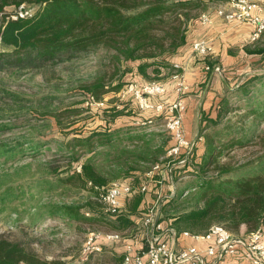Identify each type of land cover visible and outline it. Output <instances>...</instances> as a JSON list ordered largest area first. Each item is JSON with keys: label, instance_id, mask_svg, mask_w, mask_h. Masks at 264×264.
Here are the masks:
<instances>
[{"label": "trees", "instance_id": "16d2710c", "mask_svg": "<svg viewBox=\"0 0 264 264\" xmlns=\"http://www.w3.org/2000/svg\"><path fill=\"white\" fill-rule=\"evenodd\" d=\"M208 1L212 0H0V45L11 48L9 52L0 51L1 66L39 67L60 59L64 52L72 54L102 47L110 51L112 77L119 74L114 82L112 77L106 80L105 75H101L80 85L79 92L87 104L69 106L66 110V116L73 117L64 124L68 127L64 135L70 137L65 142L68 155L63 159L67 167L65 175L57 180L65 187L83 189L88 195L81 203L55 204L49 214L89 225L105 223L109 231L121 234L134 231V218L141 219L156 203L158 221L177 236L185 231L203 234L213 225H221L232 234H238L244 227V235L258 228L264 229V168L238 173L229 160L230 152L236 147H245L252 142L253 135L245 137V122L264 115V93L255 98L248 86L259 79L256 75L240 86L242 96L237 97L242 99L244 96L245 107L231 101L223 91L209 110L201 111L198 136L186 163L173 170L175 180L182 174L192 179L184 188L185 195L181 192L168 197L170 193L167 192L159 199L160 184L165 180L158 182L161 179L158 174L153 175L145 191L134 189L146 181L144 174L153 164L171 158L165 155L175 141L166 130L161 135L155 130H144L139 126L143 124L134 122L141 119L140 114L149 111L155 115L148 120L156 123L162 120L165 111L140 110L131 94H125L123 98L114 95L127 83L162 82L166 76L170 78L173 73L181 72L173 67V58L186 46L188 27L198 23L199 14L205 10ZM25 3L37 5L30 16L14 19L10 13H5L6 6L16 8ZM263 36L264 31L257 40L245 45L244 51L264 55V46L259 43ZM202 61L210 68L205 71L208 74L219 65L209 54ZM126 74L131 75L130 80H122ZM137 77L138 81L135 80ZM109 92L114 95L105 101ZM91 98L101 105H91ZM159 100L158 96L149 97L152 104L161 102ZM93 108L95 115L90 112ZM231 115L234 116L229 118ZM123 118L129 122L125 123ZM89 119L97 122L94 127L86 123ZM55 121L61 123L59 116ZM120 122L124 123L119 126ZM261 143L263 146V138ZM24 144L28 145V142ZM22 145L15 142L0 156L11 157L24 149ZM105 147L108 150L101 152ZM183 156V152L179 153L178 159ZM113 181L130 184L133 190L110 220L106 217L111 214L99 200V193ZM4 192L6 195L2 200L22 196L9 187ZM146 194L150 195L148 201ZM85 213L91 216L86 217ZM93 255L89 254L84 264ZM122 256L114 255L106 263L120 264ZM0 264L51 263L39 258L31 247L0 236Z\"/></svg>", "mask_w": 264, "mask_h": 264}, {"label": "rangeland", "instance_id": "374dc122", "mask_svg": "<svg viewBox=\"0 0 264 264\" xmlns=\"http://www.w3.org/2000/svg\"><path fill=\"white\" fill-rule=\"evenodd\" d=\"M24 5L32 11L37 8L35 4L25 3ZM220 5L221 2L216 0L206 3L205 12H209L212 20L213 17H217L212 15L213 10ZM14 9L15 6L9 5L4 10L5 13L12 14ZM259 43L264 46V36ZM3 50L9 52L11 48L0 45V51ZM188 50L184 59L177 63L184 65L191 58L198 60L200 56L192 54L190 47ZM218 66L220 71L216 73L226 84L223 91H226L231 101L240 103L241 107H245L247 101L244 96L242 99L237 96H242L240 86L247 78L253 75L259 76V79H255L248 85L251 96L256 98L260 93H264V55L240 57L235 63L224 67L220 64ZM112 73L113 64L110 62V51L102 47L93 51L82 50L72 54L64 52L60 59L46 62L39 67L13 65L6 68L0 65V154L15 142H21L24 148L11 157L0 156V236L31 247L39 258L51 264H84V260H81V253L86 233L109 231L105 223L89 225L48 212L55 204L71 201L81 203L88 195L83 189L73 186L65 187L57 180V177L65 175L67 167L63 159L68 155L65 142L70 137L64 135V132L68 130L67 125L64 124L73 117L66 116V110L69 106L79 107L87 104L79 92L80 85L91 82L101 75H105L106 80H109ZM118 76L119 74H115L112 82ZM130 76L126 74L122 80H130ZM135 80L138 81V77ZM162 82L167 86V90L159 101L168 102L175 95L172 82L167 76ZM185 94L186 92L182 95ZM113 95V92H109L104 100L106 101L109 96ZM119 95L121 96V92L114 96ZM79 101L83 103L78 104ZM92 105L97 106L101 103ZM238 111L242 113V110ZM90 112L96 114L94 108ZM154 115L153 112H144L140 114L141 119H135L134 122L143 124L139 126L144 130H155L164 135L162 120L156 123L148 122V119L153 118ZM58 116L61 121L59 124L55 121ZM122 121L129 122L126 118ZM233 122L235 123L234 120ZM86 123L94 127L97 122L89 119ZM123 123L120 122L118 125L121 126ZM244 130L246 138L253 135L252 142L245 147H236L230 152L229 158L231 165L234 169L237 168L238 173H250L264 168V145L262 146L263 143H261L262 138L264 139V115L253 120L248 119L244 124ZM24 142H28V145ZM105 150L107 151L108 148L101 149V152ZM167 155L169 154L166 152L165 156ZM35 158L37 160H34ZM189 180H192L191 177L182 174L180 178L170 180L171 183L163 181L160 184L162 191L157 194L158 198L166 196L167 194L164 193L167 192L173 195L181 192L183 194ZM8 187L22 196L19 198L10 196L2 200V196L6 195L4 190ZM85 216L90 217L91 215L85 213ZM106 218L112 220L113 216ZM134 220L137 221L136 229L122 232L123 240H128L135 234L143 235L142 220L135 218ZM234 235H241L240 231ZM122 241L102 243V250L93 255L87 264H100L101 262L110 264L106 263L107 259L122 254Z\"/></svg>", "mask_w": 264, "mask_h": 264}, {"label": "built area", "instance_id": "2783aa9c", "mask_svg": "<svg viewBox=\"0 0 264 264\" xmlns=\"http://www.w3.org/2000/svg\"><path fill=\"white\" fill-rule=\"evenodd\" d=\"M221 5L213 10V14L219 17L226 24L235 25L240 23H250L253 30L250 35V42L257 40L264 31V14L262 7L256 0H216ZM32 10L24 4H20L10 14L12 18H24L32 14ZM199 22L203 25L211 24L212 17L208 12L199 14ZM191 53L200 57L210 54L212 47L208 40L197 39L190 45ZM174 68L181 69L170 76L175 98L168 102H158L152 104L150 96L161 97L166 93L167 86L161 81H150L137 84L130 82L121 90V96L131 94L137 102L139 109H154L156 112L165 111L162 118L163 128L170 132L174 145L167 150L166 157H171L167 161L160 160L152 165L144 176L147 181L140 183L135 190L145 191L147 184L154 174L161 176L158 182L173 179V170L186 163L189 151L195 140L188 139L182 125V115L186 105L181 95L189 90L184 79V65L174 62ZM204 71L210 68L203 64ZM216 65L211 72H219ZM91 98L90 104H99ZM151 122V121H148ZM184 156L178 159L179 153ZM77 170L80 166L77 165ZM133 188L130 184L120 181L111 182L99 193V200L104 205L106 212L114 214L121 206L126 196L130 195ZM173 194L170 193L168 197ZM185 195V192L182 194ZM157 204L152 207L141 218L143 235H134L131 242L124 243V251L120 264H220L230 260L238 261L236 264H264V229L258 228L246 235H234L221 225H213L206 233L191 234L182 232L179 236L166 226L162 221H158ZM141 237V238H140ZM183 239H190L191 242L182 244ZM121 234L116 231H89L83 241L81 260H85L89 254H96L102 250V243L120 242ZM181 242V243H180ZM139 244L138 248L135 244ZM141 243V244H140ZM204 244L203 247L199 244ZM230 261V262H231Z\"/></svg>", "mask_w": 264, "mask_h": 264}, {"label": "crops", "instance_id": "0c3cea01", "mask_svg": "<svg viewBox=\"0 0 264 264\" xmlns=\"http://www.w3.org/2000/svg\"><path fill=\"white\" fill-rule=\"evenodd\" d=\"M256 1L261 5L264 14V0ZM203 12H205V10ZM252 30L253 26L250 23L230 25L226 24L218 17H213L211 24L208 25H203L198 21V23H193L188 27L186 32V46L174 56L173 61L180 62L184 59L183 57H185L189 51L188 48L190 42L197 39H206L210 42L212 47L209 54L212 60L218 62L222 67L230 63H235L240 57H250L253 55L247 54L244 51V46L250 43ZM197 59L198 60L191 58L187 64H184L183 76L185 82L189 86V90L184 96L181 95L186 104L185 112L182 115V125L184 132L189 139H194L198 136L200 128L199 115L201 111L209 110L210 105L215 102L216 97L221 94L223 88L226 87L225 82L222 79L220 80V76H218L217 73L210 72L208 74L203 70L202 60L204 57H199ZM173 98H175V95L171 99ZM145 199L148 201L150 195L146 194ZM134 221L137 225V221ZM135 229L136 228H134V230ZM244 231L245 228L242 227L240 229V234H243ZM125 242H131V238L123 240L122 245H124ZM181 242L184 244L191 242V240L183 239ZM203 245L204 244L202 243L199 244L201 247H203ZM135 246L138 248L139 244L137 245L136 243ZM123 251L124 246H122V254ZM230 261L226 264L238 263V261L235 260Z\"/></svg>", "mask_w": 264, "mask_h": 264}]
</instances>
